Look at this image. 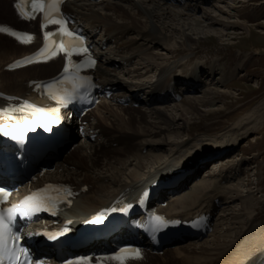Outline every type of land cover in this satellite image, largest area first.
<instances>
[{
	"label": "bare ground",
	"instance_id": "1",
	"mask_svg": "<svg viewBox=\"0 0 264 264\" xmlns=\"http://www.w3.org/2000/svg\"><path fill=\"white\" fill-rule=\"evenodd\" d=\"M236 1L233 0L227 8L226 5L210 1L212 10L202 6L200 9L195 7L194 3L205 4L206 0H175L172 5L162 0H81L66 4L67 10L74 13L76 18L106 31L102 38H97L94 30L89 31V36L98 40L100 46L107 45L111 51L110 55L105 51L99 53L102 61L100 63L99 60L96 72L104 84L112 85L118 93L93 109L94 114L93 110L88 114V127L97 136L92 139L79 138L80 143L69 146L78 155L74 156L73 150H70L62 160L67 181L78 188L92 186L88 192L78 197L75 205L68 211L69 217L78 219L89 216L101 207L110 205L120 194H137L141 188L158 179H171L182 173L183 168L197 165L195 173L175 187L178 190L170 196L172 201L165 211L173 217L183 219H190L200 211L212 212L215 229L201 240L175 244L168 251L169 258L177 264H264V227L254 226L255 223H252L261 216V213L256 212L257 200L254 194L257 190L247 186L241 176L249 162L246 161V165L235 169L236 159H231L228 155L238 139L258 129V125L263 123L264 109L259 110V113L257 111L255 116L254 113L237 122L233 129L219 134L212 140L214 145L202 146L197 140L186 143L183 139L189 136L188 130H192L190 123L194 118L223 109V105H219L217 109L212 106L219 96H231L232 93L228 89H203L208 83L205 79H209L207 65L194 64L188 69L189 73L181 78L177 75V69L185 71L189 60L184 63L182 59L173 62L163 59V56H169L170 53L184 52L186 47L196 53L195 45L201 44L204 37L208 39L217 36L222 41H230V31L239 28L248 32L251 27L235 20L233 22V19L231 21ZM188 3L192 6L186 7ZM9 4H12L10 0H0V11L6 12L2 16L4 21L0 23H10L16 27L19 24L25 25ZM189 8L197 11L194 17L199 18L198 20L189 21L192 19L189 17L191 10H187ZM208 24H214L215 27H209ZM31 25L35 27L36 24ZM240 30L238 34L243 33ZM36 48L37 46L23 47L0 34L1 91L26 95L31 92V87L28 86L30 80L50 78L58 74L63 62L61 58L14 73L4 70L11 61L25 57ZM153 48H157L158 52L153 51ZM237 60L235 66L224 74L228 81L238 75L245 59ZM116 64L120 67L128 66L129 74H133V77L128 75L121 80L111 74L109 66ZM218 68L222 70L226 66L220 64ZM154 69H158V76L154 80L145 78V72H153ZM170 81L179 85L182 90L166 92L165 85ZM185 87L188 91L181 94ZM140 90H150L152 93L146 96L147 99L140 100L136 97ZM137 103L146 105V109L138 111L132 108L131 105ZM167 104L170 105L169 108L163 106ZM172 111L176 115L171 114ZM111 117L117 121L116 126ZM152 117L156 120L151 121ZM172 137L176 138L170 140ZM144 149L148 150L147 154H143ZM205 159H211V168L207 167V173L199 180L195 179L204 166ZM191 179L193 180L190 181ZM227 183L231 184L227 187ZM244 191H247V195L242 194ZM237 200H240L243 211L236 207ZM246 210L249 212L243 220ZM224 219L230 225L221 234ZM147 258L156 259L149 254ZM139 264L147 263L143 261Z\"/></svg>",
	"mask_w": 264,
	"mask_h": 264
},
{
	"label": "rangeland",
	"instance_id": "2",
	"mask_svg": "<svg viewBox=\"0 0 264 264\" xmlns=\"http://www.w3.org/2000/svg\"><path fill=\"white\" fill-rule=\"evenodd\" d=\"M93 1L99 2L100 0H93ZM174 1L175 0H162V2H166L171 5L175 3ZM206 1L207 3L205 4L202 2H200V4L194 3L195 7H199L197 9H200V6H202V7H207V9L209 10H212L213 8L211 2L214 1L213 4L218 3L221 6L226 5L225 7L227 8V5L231 4L233 0H225V1L206 0ZM189 5L192 6L190 3H188L186 4V7H189ZM9 7L11 8V10H13L12 4L11 5L9 4ZM191 9L192 8H189L187 10L190 11ZM9 10L10 9H8L7 11L8 13ZM196 12L197 11L191 10V13L189 12L190 13L189 17H192V19L190 18L187 19H190L189 21L193 19L198 20L199 18L194 17L197 14ZM5 13L6 12L0 11V21H4L2 16ZM232 14L234 15L231 18V21L233 19V22L238 21V23L240 24H245L246 26L251 27L249 30L250 32L240 30L239 28L234 29L230 31L232 33V34L230 33L231 35L230 41H222L221 39L217 38V36L208 39L207 37H204L202 38L203 40H201V44L195 45L194 49H196V53L194 52L192 53V51H190L191 49H188L186 47L184 49V52L181 51L178 54L170 53L169 56H163L164 60L170 62L182 59V62L185 63L186 61L189 60L188 63L189 62L190 63L186 65L185 71L183 70L179 71V69H177V75H179L181 78L184 77L186 73H189L188 71L190 70L188 69L192 68L194 64L195 65L204 64L209 66V79L208 78L205 79L208 83L207 86L203 87V89H209V88L210 90H214V89L218 90V88L226 89V90L228 89L227 91L232 93L231 96H224V97L219 96L216 99L217 102H215L212 106V108L217 109L219 105H223L224 106L223 109L219 111H215L208 115H204L201 118H196V119L194 118L193 122L190 123L192 130L187 129L188 131H190V132L187 131L189 133V136L183 139V141H185L186 143L190 141L194 142L195 140H197V143L198 142L201 143L202 146L214 145L212 144L214 143L212 140L218 137L219 134L233 129V127L237 122L244 120V118L247 119L251 117V115H253L254 113L255 116L257 114V111L259 113V110L264 109V0H237L235 2V8H233V11L231 12V15ZM19 25H17L18 28ZM207 26L215 27L214 24H208ZM238 30H240L243 33L238 34L239 33ZM198 31L200 30H196V32ZM226 31L228 32V30ZM104 35L105 33L98 36L100 37ZM103 51L108 52V55L111 54V51H109L107 47L103 49ZM153 51L158 52V49L153 48ZM136 56L137 55H135V59L137 58ZM239 58L245 59L244 60L245 62L243 61V66L240 68L241 69L240 72L238 73L237 76H234V78H230L229 81L226 80L224 74L231 67L235 66L234 64L236 62L235 60ZM134 62L135 60L132 63ZM220 64L225 65L226 69H222V70L219 69L218 65ZM109 67L111 69L110 70L111 74L117 76L121 80L126 79L128 75L130 77H133V74L131 75L129 74L130 72L127 69L128 66L120 67L118 64H116V66L112 65ZM129 67L132 68L131 65H129ZM157 71L158 69L156 70L154 69L153 72L146 71L147 73L145 72V78L154 80L158 76ZM123 104L124 101L122 105ZM206 105H209V103H206ZM131 106L132 108L138 111L139 109L145 110L147 107L146 105H139L140 107L135 105H131ZM163 106H165L166 108L170 107L169 104ZM94 112L95 110H93L92 113L94 114ZM173 112L174 111H172L171 114L176 115V112L174 113ZM177 118L179 117L177 116ZM114 119L112 118L111 120L115 125L117 124V121H115ZM150 119L151 121L156 120L155 117H152ZM258 127H259L258 129H255L254 131H250L249 133L245 134V136L238 139L235 143L236 145L234 146V149L231 151V153H228V155H230L231 159H236V162L234 164L235 169L236 168L239 169L241 166H244L246 165L247 162H249L244 167L241 176L246 181L247 186H249L252 190H257V192H255L256 194H254L257 200L255 202L257 207L256 212L261 213V216L259 215L258 219H254V222L252 223L253 224L255 223L254 226L260 225L264 227V121L262 124H259ZM175 138L176 137H172L170 140ZM76 143H80V141H77ZM72 150L73 148L71 149V151ZM72 152H74V150ZM142 152L143 154H147L148 150L144 149ZM76 155L78 154L75 151L74 156ZM243 159H245V161H243ZM209 163L210 161L207 164H204V166L201 168V170L197 175V179L198 178L200 179V177H203L204 173H207V171L205 170L207 167H209V169L211 168ZM63 173L64 172H62V175L66 177L65 173L64 174ZM228 184L231 183H227L225 184V186L228 187L229 186ZM242 194L247 195V191L242 192ZM237 202H235V205L238 204L236 207L241 208L242 210V207L240 206L241 205L240 200H237ZM244 212H245V216L243 215L242 217L243 220L244 218H246L249 211L246 210ZM242 219L240 220L243 221ZM223 221L224 224L221 227L224 228L221 231V234L230 225L228 221L226 222V219H224ZM168 251L169 250H165L164 252L159 253V255H155V256L153 255L154 257H156L155 260L150 259L149 262L144 261V263L173 264L174 261L169 258ZM168 259L172 260V263H170V260ZM174 264H177V262L175 261Z\"/></svg>",
	"mask_w": 264,
	"mask_h": 264
},
{
	"label": "snow or ice",
	"instance_id": "3",
	"mask_svg": "<svg viewBox=\"0 0 264 264\" xmlns=\"http://www.w3.org/2000/svg\"><path fill=\"white\" fill-rule=\"evenodd\" d=\"M29 3V0H18V3L16 4L17 11L21 15L22 18L25 19H34L35 18V13L36 12H43L44 13V20H45V25L46 26L48 23L52 24H59V25H64L66 21L59 19L58 17L60 16V9L59 5L63 3V0H30L31 3V11H26L25 10V5ZM0 32L7 33L9 35L15 36L17 39H20L22 43H28L30 42L33 37L31 34L28 33H20L12 28L0 25ZM66 34L71 35V33H68L66 31ZM50 35V34H47ZM61 50H64L63 44L61 43ZM85 51H87L85 49ZM52 54H55V50H53ZM66 55L70 56L71 52L67 51ZM94 63V61L92 62ZM68 69L67 67L65 68V73H67ZM82 87V85H81ZM3 130V129H0ZM16 139H21V135H17L15 137ZM5 190L0 188V202L3 201L4 195H5ZM147 195V193H145ZM31 199V198H27ZM27 199L25 203H27ZM24 205H17L14 207H23ZM131 207V205H129ZM9 213L13 211V209L8 210ZM157 219L163 220L162 217H158ZM11 222V216H9V223ZM5 219H4V212L3 210H0V264H3V257L5 253H7L12 260H16V252H15V240L18 239V236L15 233H11V230L9 229L8 231L11 233L8 242H5ZM27 249L21 248L19 250L21 255H27ZM122 252L124 250H121ZM138 253V250H137ZM117 259H120L123 261L125 257L121 255H117ZM81 260H85L88 258L82 257L80 258ZM18 264V262H17Z\"/></svg>",
	"mask_w": 264,
	"mask_h": 264
}]
</instances>
